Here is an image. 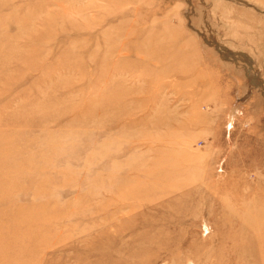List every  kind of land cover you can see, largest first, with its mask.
<instances>
[{
    "label": "rangeland",
    "instance_id": "374dc122",
    "mask_svg": "<svg viewBox=\"0 0 264 264\" xmlns=\"http://www.w3.org/2000/svg\"><path fill=\"white\" fill-rule=\"evenodd\" d=\"M0 264H264V0H0Z\"/></svg>",
    "mask_w": 264,
    "mask_h": 264
}]
</instances>
